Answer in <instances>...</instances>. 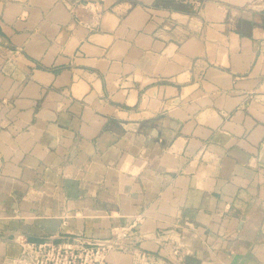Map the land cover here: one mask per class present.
Instances as JSON below:
<instances>
[{
  "label": "crops",
  "instance_id": "0c3cea01",
  "mask_svg": "<svg viewBox=\"0 0 264 264\" xmlns=\"http://www.w3.org/2000/svg\"><path fill=\"white\" fill-rule=\"evenodd\" d=\"M122 230L264 264V0H0V264Z\"/></svg>",
  "mask_w": 264,
  "mask_h": 264
},
{
  "label": "built area",
  "instance_id": "2783aa9c",
  "mask_svg": "<svg viewBox=\"0 0 264 264\" xmlns=\"http://www.w3.org/2000/svg\"><path fill=\"white\" fill-rule=\"evenodd\" d=\"M87 5V4H86ZM88 6V5H87ZM127 231L115 234V239L108 244H82L72 240L54 242L46 238L41 241L20 242V255L14 260L15 264H115L109 258V253L117 248L121 238ZM118 250L132 255V264H157V257L139 248L119 247ZM181 250H172L174 263L180 261Z\"/></svg>",
  "mask_w": 264,
  "mask_h": 264
}]
</instances>
